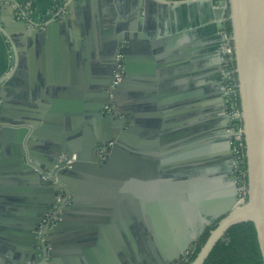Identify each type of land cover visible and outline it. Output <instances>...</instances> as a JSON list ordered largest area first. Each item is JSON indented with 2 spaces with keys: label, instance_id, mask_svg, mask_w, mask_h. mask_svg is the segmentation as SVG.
<instances>
[{
  "label": "crops",
  "instance_id": "0c3cea01",
  "mask_svg": "<svg viewBox=\"0 0 264 264\" xmlns=\"http://www.w3.org/2000/svg\"><path fill=\"white\" fill-rule=\"evenodd\" d=\"M54 1L33 0L37 14L44 15ZM80 1L66 8L63 23L55 28L16 27L10 38L0 28V80L14 71L10 93L2 91L8 97L5 118L25 117L37 125H51L29 139L42 159L47 155L40 150L47 144L60 143L62 139L67 144H79L82 152L88 136L90 139L112 134L111 125L98 124L88 113L89 105L93 107L99 100L97 87L107 84L110 78L105 73L107 59L100 52L103 50L100 29L108 28L107 21L121 20L125 26L139 22L135 31L139 72L124 88L123 100L129 103L125 111L138 112L140 133L184 134L185 141L169 146L171 150L180 146L194 148L195 133L204 153L212 144L216 145V164L224 171V175L218 171L213 176L219 190L223 179H228L225 161L228 150L222 146L227 121L220 104H212V99L220 95L212 92V86L218 87L222 82L217 53L221 9L211 0L192 3L169 0L182 2L177 5L152 2L136 19L132 0ZM124 44L122 41L121 45ZM53 101H65L66 105L63 103L59 108L60 104L54 106ZM127 119L132 121L133 116L128 114ZM77 125L78 131L70 133ZM170 141L174 143L176 139ZM145 148L148 147L142 145L140 150L143 152ZM125 154L124 173L118 179L122 190L99 188V179L108 177L85 171L75 180H68L71 186L86 185L76 191V199L73 196L70 207L62 213L61 227L48 235L51 251L47 264H140L148 243L159 247L177 244L195 228L192 193L180 194L177 188L182 178L175 173L132 175L136 166L144 164V157L128 156L127 151ZM7 157L3 152L0 159L4 163ZM30 162L40 163L32 158ZM191 179L188 174L186 180L190 185ZM0 181L6 183L12 194L25 189L24 183L11 174L0 176ZM133 181L139 183L132 184ZM146 182L164 186L150 189L146 188ZM16 204L14 200L0 204L1 243L14 239ZM83 231L91 232L87 237L77 235Z\"/></svg>",
  "mask_w": 264,
  "mask_h": 264
},
{
  "label": "water",
  "instance_id": "95a60500",
  "mask_svg": "<svg viewBox=\"0 0 264 264\" xmlns=\"http://www.w3.org/2000/svg\"><path fill=\"white\" fill-rule=\"evenodd\" d=\"M83 1L81 0L80 3H84ZM197 1L199 0H183V2L189 3ZM211 1L214 3L215 0ZM152 2L177 5L182 1L132 0V13L135 18L138 19L140 11ZM70 4H74V1L69 2L66 8ZM4 8L8 11L6 12ZM227 9H229L228 18L231 22L230 34L244 140L246 198L241 201L237 200V186L233 175L231 178L223 179L219 190L214 185L213 176L218 171L224 175V171L220 165L216 164L214 153L216 145L212 144L211 149L204 153L197 139L198 133L192 134L193 140H196L194 148L188 149L180 146L178 149L172 150L169 146L180 145L185 141L184 134L172 136V134L154 131L140 133L138 112H126L125 108L129 103L125 104L123 100L124 88L132 76L139 72L136 62V45H138L136 36L138 35L135 34L139 28V22L125 26L121 20L109 21L110 23L107 21L106 27L108 28L100 29L102 41L100 45L103 49L100 52L107 59L108 68L105 73L110 78L107 84L97 87L99 100L93 107L89 105L88 113L97 120L98 124L105 122V124L111 125L113 133L91 136L90 139L88 136L87 141L83 143L85 146L82 152L79 150V144L75 142L67 144L61 139L60 143L47 144L44 150H40L41 153L47 155L46 158H38V154H36L38 150L31 147L33 144L29 142V139L34 138L36 133L50 128L51 125L48 123L37 125L32 123V119H25V117L7 120L4 112H6V98L8 97L6 93L2 94V91L10 93L9 87L14 71L0 80V97L3 98L0 108V156L3 152L8 156L3 160L4 163L0 159V176L11 174L25 185L22 193L14 191L12 194L10 188L5 186L6 183L0 181V204L10 200L17 203L14 206V239L11 242H0V264L49 263L50 259L46 258V249H38L36 229L48 206L54 202L57 186L51 181L57 178L64 182L68 193L72 197L74 196V199H76V191L83 189L86 184L75 187L71 186L68 180H75V177H79L82 171L94 176L108 177L99 179L101 182L99 188L122 190L123 185L119 180L124 173L125 151L128 156L141 155L144 157V164L136 166L135 171L131 172L132 175L175 173L180 176L182 180L178 182V191L180 194L191 191L190 198L194 202L196 211V215H193L195 228L189 232L187 239L177 244L160 247L148 243L144 248L145 259L140 264H172L185 254L190 248V243H194L206 230L207 225L217 218H219L217 225L210 230L205 242L189 264H203L213 246L224 236L228 228L246 221L252 222L254 225L264 264V0H227ZM220 12L223 14L222 9ZM61 23H63L62 20L49 21L44 26L45 28H55ZM16 27L38 30V27L26 26L23 22L18 21L12 14L11 8L0 6V28L4 34L8 38L12 37V31ZM122 41H125L126 44L121 45ZM118 55L121 56L123 74L116 87L110 89L109 84L113 80V70L117 64ZM222 83L223 81L218 87L212 86V92L220 94L216 100L212 99V104H220L228 128V117L223 106L225 93ZM103 97H105L104 100ZM110 101L115 104V113H102L104 105ZM52 103L54 106L60 104L59 108H62L63 103L66 105L65 101H53ZM67 104L69 105V102ZM128 114L133 116L132 121H128ZM24 120H27L29 124ZM79 126L77 125V128L72 129L70 133L78 131ZM174 138L176 141L170 143V140ZM229 139L227 131V135L223 137L222 146L231 153ZM105 143H110V147L102 160L97 154V149ZM142 145L148 147L143 149V152L140 150ZM61 155H64L63 159H60ZM73 155H75V159L70 162V167H68L67 163ZM31 158L40 163L30 162ZM42 171H47L50 174L48 180H41ZM188 174L192 175L191 185L189 180H186ZM138 183V181L132 182V184ZM146 183L148 184L146 188L150 189L153 187L161 189L164 186L161 183L154 186L157 182ZM134 188L137 189V186ZM218 201H221L220 205L215 203ZM69 207V205L63 206L62 213ZM61 223L60 221L54 228L48 230L47 235L60 228ZM90 232L83 231L77 235L87 237ZM46 241L49 242L48 236ZM87 242L89 243L91 240ZM132 264L137 263L132 262Z\"/></svg>",
  "mask_w": 264,
  "mask_h": 264
},
{
  "label": "built area",
  "instance_id": "2783aa9c",
  "mask_svg": "<svg viewBox=\"0 0 264 264\" xmlns=\"http://www.w3.org/2000/svg\"><path fill=\"white\" fill-rule=\"evenodd\" d=\"M71 1L77 0H55L52 5L47 9L44 15H38L33 3V0H0V6L9 7L12 14L20 22L26 26L41 28L49 21H60L66 13V5ZM216 7L221 8L223 11L221 20L217 23V33L219 36V44L217 53L221 64L223 73V89H224V109L228 117V128L231 150L232 174L237 186V200L241 201L246 198V167H245V151L244 140L242 133V122L240 117L237 78L234 62V51L231 42V34L227 31L225 26V12L227 10V0H215ZM9 51L11 49L9 48ZM11 57V54H10ZM117 64L113 70V80L109 84L110 89L116 87L120 82L123 74V65L121 64V56L116 58ZM1 107V98H0ZM105 114L115 113V104L110 101L104 105L102 110ZM110 143L102 144L97 149V154L103 160L108 153ZM64 155L60 156L63 159ZM75 155L72 156L67 166L70 167V162L74 161ZM50 174L47 171L41 172V180H48ZM52 184L57 186L54 195V202L51 203L43 215L42 220L39 222L36 229V243L38 249L45 248L46 253L49 254L51 245L46 241L47 231L54 228L62 217V207L69 205L72 201V196L68 193L66 184L57 178L51 181ZM192 249H188L185 254L175 260L172 264H177L185 260Z\"/></svg>",
  "mask_w": 264,
  "mask_h": 264
},
{
  "label": "trees",
  "instance_id": "16d2710c",
  "mask_svg": "<svg viewBox=\"0 0 264 264\" xmlns=\"http://www.w3.org/2000/svg\"><path fill=\"white\" fill-rule=\"evenodd\" d=\"M229 9L225 12V26L231 32V22L228 18ZM219 218L207 226L206 230L196 239L189 256L177 264H189L218 223ZM203 264H263L259 250L256 231L252 222L246 221L234 224L228 228L213 246Z\"/></svg>",
  "mask_w": 264,
  "mask_h": 264
},
{
  "label": "flooded vegetation",
  "instance_id": "af4514ba",
  "mask_svg": "<svg viewBox=\"0 0 264 264\" xmlns=\"http://www.w3.org/2000/svg\"><path fill=\"white\" fill-rule=\"evenodd\" d=\"M221 79L223 81V73H221ZM225 161H226V169H227V173L226 176L228 178L232 177V162H231V153L229 151H227L226 156H225ZM43 249V248H42ZM49 256V254L46 253V258Z\"/></svg>",
  "mask_w": 264,
  "mask_h": 264
},
{
  "label": "rangeland",
  "instance_id": "374dc122",
  "mask_svg": "<svg viewBox=\"0 0 264 264\" xmlns=\"http://www.w3.org/2000/svg\"><path fill=\"white\" fill-rule=\"evenodd\" d=\"M192 246H193V244H192V245H190V248H189V249H192Z\"/></svg>",
  "mask_w": 264,
  "mask_h": 264
}]
</instances>
